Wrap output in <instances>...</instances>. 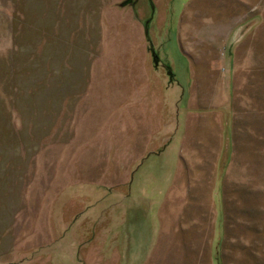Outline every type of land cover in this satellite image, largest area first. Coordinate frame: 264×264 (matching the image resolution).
<instances>
[{"label": "rangeland", "instance_id": "374dc122", "mask_svg": "<svg viewBox=\"0 0 264 264\" xmlns=\"http://www.w3.org/2000/svg\"><path fill=\"white\" fill-rule=\"evenodd\" d=\"M0 0V264H264V0Z\"/></svg>", "mask_w": 264, "mask_h": 264}, {"label": "water", "instance_id": "95a60500", "mask_svg": "<svg viewBox=\"0 0 264 264\" xmlns=\"http://www.w3.org/2000/svg\"><path fill=\"white\" fill-rule=\"evenodd\" d=\"M131 2L132 0H124L123 2H121V5H127L128 3ZM261 21H262V16L257 14L252 18H250L249 20L245 21L244 23L237 25L234 28L228 39L227 48H226L227 70L231 68L235 50L238 44H240Z\"/></svg>", "mask_w": 264, "mask_h": 264}, {"label": "crops", "instance_id": "0c3cea01", "mask_svg": "<svg viewBox=\"0 0 264 264\" xmlns=\"http://www.w3.org/2000/svg\"><path fill=\"white\" fill-rule=\"evenodd\" d=\"M259 14H262V13H260V12H259ZM263 20H264V19H262V21H261L260 23H262V22H263ZM236 48H237V47H236ZM235 51H236V50H235ZM234 55H235V54H234ZM234 58H235V56H234ZM234 58H233V60H234Z\"/></svg>", "mask_w": 264, "mask_h": 264}]
</instances>
